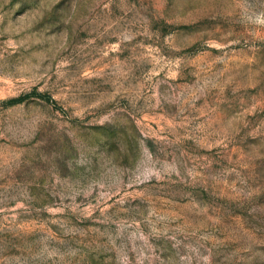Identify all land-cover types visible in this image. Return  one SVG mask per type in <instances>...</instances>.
Wrapping results in <instances>:
<instances>
[{
  "label": "rangeland",
  "instance_id": "1",
  "mask_svg": "<svg viewBox=\"0 0 264 264\" xmlns=\"http://www.w3.org/2000/svg\"><path fill=\"white\" fill-rule=\"evenodd\" d=\"M0 264H264V0H0Z\"/></svg>",
  "mask_w": 264,
  "mask_h": 264
}]
</instances>
